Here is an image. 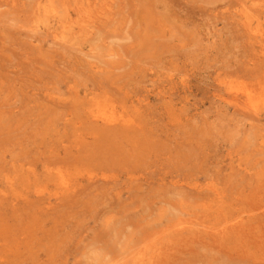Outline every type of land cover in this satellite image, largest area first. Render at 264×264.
<instances>
[{
  "label": "rangeland",
  "instance_id": "rangeland-1",
  "mask_svg": "<svg viewBox=\"0 0 264 264\" xmlns=\"http://www.w3.org/2000/svg\"><path fill=\"white\" fill-rule=\"evenodd\" d=\"M59 1L0 7V264H264V0Z\"/></svg>",
  "mask_w": 264,
  "mask_h": 264
},
{
  "label": "bare ground",
  "instance_id": "bare-ground-1",
  "mask_svg": "<svg viewBox=\"0 0 264 264\" xmlns=\"http://www.w3.org/2000/svg\"><path fill=\"white\" fill-rule=\"evenodd\" d=\"M43 1H44L43 3L41 2V5H42L41 8L42 9L51 8L50 9L51 11H55L56 10L55 16L56 17L59 16V19H60L59 20L60 21L59 24H60L61 28H63L64 24H65V16L64 15H69V13L67 12V9H69V8L67 6H64L63 9H61L60 6L55 5V2H57L59 0H43ZM46 1H47V5H46ZM89 1L90 0H79V1L73 0L72 1V6L74 5V7L73 8H72V6H70V7L72 8L73 12L77 11L76 14H78L81 10H84V12H89V11L93 12V10H91V5H90ZM14 2H16V4H17V3H20V0H4V4L0 5V7L1 6L7 7V13H8V11L9 12L12 11V8H10V6H11V3H14ZM59 2L62 5H64V3H65V1L64 2L59 1ZM114 4H115L114 2L112 4L111 2H109L107 0H104L98 6L97 14H99L100 16H104L105 18H109L110 16L113 15L112 9H114V7L112 5H114ZM243 4L244 3H242L241 6H243ZM166 7H167V5H166ZM246 7L247 6L241 8L240 9L241 12H240V10L239 11L237 10L236 13L244 15V17H246V22H248L249 21L248 18L252 17V16H255V15H249L250 10L247 11ZM116 8H118V7H116ZM166 9H168V7ZM115 13H116V11H115ZM261 13L263 14L264 11L263 12L262 11L259 12L258 15H260ZM258 15L256 16V18H258ZM246 22L244 24L246 25L245 27L248 30L249 29V24H247ZM67 28H68V26H67ZM123 38L128 39V37H125V36H123ZM112 42L115 43V39L114 40L112 39L111 43ZM240 90H241V92L243 94H245V92H246L249 95V93L247 92L246 89H242V88L236 89L235 90V95L232 96V99L234 101H236L238 99V96H239L238 92ZM105 101H106L105 103H110L111 104L110 108H109L110 110L108 112L107 111L103 112V111H100V110L97 109V114L98 115H96L94 112H91V111L88 112L90 122L92 124H96L97 126H99L100 128L104 129L105 131H107L108 129H116L119 125H125V126L127 125V128L131 129L132 126L134 125V123L129 121L127 113H125L123 111L116 110L115 105H114V100L112 98H109V99H107ZM106 136L109 137L111 140L117 139L114 135H111V133H110V135H106ZM74 140H76V142H79V140H82V139L79 137V135L78 136L75 135L74 136ZM241 222H242V219H240L239 223H241ZM233 228H234V225L230 224L228 227H225V228L221 229L218 232L219 233L218 235H222V234H224V233H226L228 231L232 232Z\"/></svg>",
  "mask_w": 264,
  "mask_h": 264
}]
</instances>
